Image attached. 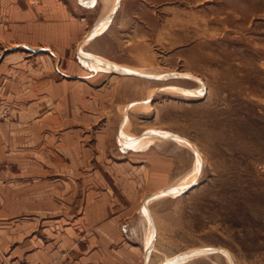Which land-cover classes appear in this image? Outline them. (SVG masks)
I'll use <instances>...</instances> for the list:
<instances>
[{
	"label": "rangeland",
	"instance_id": "obj_1",
	"mask_svg": "<svg viewBox=\"0 0 264 264\" xmlns=\"http://www.w3.org/2000/svg\"><path fill=\"white\" fill-rule=\"evenodd\" d=\"M129 5L122 36L109 45L117 56L110 62L180 77L94 73L80 67L75 50L67 61L44 47L9 46L0 54V76L4 65L19 60L28 63L23 75L53 77L52 98L41 94L42 83L31 85L33 98L0 95V107L8 111L0 122L26 108L31 124L41 127L29 130L34 137L21 156L37 176L36 187L47 192L28 206L16 203L3 221L0 264H157L200 248L217 251L182 264H264V0ZM66 62L74 64L63 69L68 98H54L61 90L54 81ZM141 102L147 104L122 109ZM123 114L134 136L168 132L195 148L202 161L187 189L146 208V200L192 168L196 152L176 140L143 151L119 144L128 138L118 135ZM44 115L50 121L44 123ZM140 209L154 226L157 248L151 246L147 261Z\"/></svg>",
	"mask_w": 264,
	"mask_h": 264
},
{
	"label": "crops",
	"instance_id": "obj_2",
	"mask_svg": "<svg viewBox=\"0 0 264 264\" xmlns=\"http://www.w3.org/2000/svg\"><path fill=\"white\" fill-rule=\"evenodd\" d=\"M113 2H116L117 6L106 12L103 0H0V54L9 46L22 45L28 50L44 47L45 51L58 55L62 61H67L74 50L77 56L79 53V59H83L81 54L84 49L91 56L113 62V59L117 58L113 55L116 51L111 50L109 45L119 42L122 36L120 27L130 17L129 4L132 0H113ZM106 17H109V22L101 23ZM89 34L92 35L84 46V38ZM141 34L143 35L142 31ZM105 39L108 42L105 43ZM79 59L77 63L85 68L83 63L87 60ZM4 66L7 71L0 76V95L3 98L1 100L28 99L32 93L34 94L31 85L36 83L43 84L41 94L44 97L52 98L50 85L53 83V77L51 75L40 78L29 74L23 75L26 71H22L21 68H28V63H20L19 60ZM59 67H62V78L54 83L59 84L58 88L61 90L59 95L53 97L68 98L64 90L62 91L64 87L62 84L67 82L69 75L65 74L66 71L64 72L63 69L74 68V64L66 62L64 67L63 65ZM60 68H57V71ZM73 77L80 78L79 75ZM47 84L49 86H46ZM63 93L65 95H62ZM30 116L28 109L20 108L16 113H12V119L9 122H0V232L3 231V221L12 217L16 203L22 201L28 206L34 201V196L37 194L45 196L47 193L45 187H36L34 181L37 176L32 173L25 155L21 156L22 153L26 154L29 151L26 145L34 137L29 135V130H41L40 126L31 124ZM45 116L44 123L46 120L50 121V118L46 119ZM45 139L46 136H44ZM129 141L133 142L130 139ZM133 143L127 145V148L138 149L139 143ZM9 164H13L16 170H12ZM161 191L165 190L160 189L158 192ZM163 197L165 195L161 196ZM141 246L145 253H149V247H144L142 241ZM146 257L148 254L144 256L145 260Z\"/></svg>",
	"mask_w": 264,
	"mask_h": 264
},
{
	"label": "bare ground",
	"instance_id": "obj_3",
	"mask_svg": "<svg viewBox=\"0 0 264 264\" xmlns=\"http://www.w3.org/2000/svg\"><path fill=\"white\" fill-rule=\"evenodd\" d=\"M103 1L105 3V6H106V10H107L106 12L111 11L112 9H114L117 6V3L113 2V0H103ZM106 18L103 21H101V23H103L104 21L106 22L109 17L107 19ZM101 23H99V24H101ZM91 35H88L85 38V40L83 42L84 45L87 42H89ZM82 50H83L82 51L83 54H81V57H83V59L81 58L80 60H87L83 63L84 67L86 69L94 72V73L95 72H104V73H109V74L125 75V76H129L131 78H140V79H142V78L149 79V78H153V77L156 79L157 78L163 79V78H167V76H169L170 74H174V73L163 72L161 69H156V68H149V67H142V66H131V65H118L115 63H111L108 60L102 59L100 57L91 56V55L87 54L84 49H82ZM122 69L126 70V71H130L132 73H136L138 75H131V74L124 73L122 71ZM181 76H183L182 73H181ZM184 77H191V76L188 74H184ZM200 86L203 87V84L200 83ZM153 90H155V89H152L148 92L144 101L148 102V98L152 94ZM161 90H165V89L162 88ZM198 90H200V89H198ZM171 92H175V91L171 90ZM194 93H195V90H194ZM147 102H141V104H137V105L127 104V105L123 106L122 109L126 108L129 110H131V109L133 110V109L143 108L141 105L147 104ZM122 116L124 118L123 119L124 122L120 123V125H119L120 128L118 131V135L124 136V137L126 136L128 138L125 141L126 143H124V140H122L121 138H119L120 140H118V142H119V144H122L125 147H128L127 144L131 145V144H134L133 142H137V143H139L138 149L140 151H143V150L147 149L150 145L161 146L166 141H169V140L175 141L176 140L175 142L177 144L185 146V147H187L191 150H194L196 152V154L193 152L194 155H196L197 160H195V156H194V158H193L194 159V163H193L194 165L192 166V168L188 172H186L181 178H179L178 180L171 181L166 187L162 188L165 191L157 192V193L153 194L151 196V198L146 200L147 201L145 204L146 208H147V206H149L150 203L155 202V200H158V199L160 200L161 196H163V195L175 196V195H178L179 193H181V191H184L185 189H187V187L191 181L192 174L197 169L196 167L198 166V163L202 161L200 154L197 153V151L189 143V141L185 140L183 137H178V136L171 134V133H168V132H164V133L158 132L157 133V132L147 131L144 133V135L142 134L141 136H134V135H132L133 133L131 134L130 132H128L129 131V129H128L129 124L127 123L128 122V120L126 118L127 114L126 115L123 114ZM121 128H122V130H121ZM164 136H166V137H164ZM129 139L133 140V142H130ZM164 147H166V146H164ZM137 219H138V221H137L138 228L142 230L141 235L143 236V238L141 239V241L143 242L144 247H149V249H148V251H149L151 249L152 244H153L152 238H153V233H154V226H152V222L150 221V218L147 215V212L143 209L139 210V214H138ZM152 247L154 250L157 249L155 246H152ZM207 249H209V248H207ZM219 250H222V249H219ZM221 253L223 255H225L226 259L229 261V255L227 254V252L222 250ZM208 254L209 253L199 254V255H203V256L207 257ZM146 255H147V253H146ZM191 257H193V256H191ZM188 258H190V257L181 259L179 261H174L175 258H173V259L171 258L170 260H168V263H162L160 261L157 264H182V262L186 261ZM148 264H151V262H148Z\"/></svg>",
	"mask_w": 264,
	"mask_h": 264
},
{
	"label": "water",
	"instance_id": "obj_4",
	"mask_svg": "<svg viewBox=\"0 0 264 264\" xmlns=\"http://www.w3.org/2000/svg\"><path fill=\"white\" fill-rule=\"evenodd\" d=\"M89 35H91V34H89ZM122 71L124 73H127V74L138 75L136 73H132L130 71H126V70H123V69H122ZM176 77H180V75L177 74V73L170 74L169 76H167V78H163V80L171 79V78H176ZM153 79H156V78L153 77ZM157 80H161V79L157 78ZM216 251L217 250H215L214 248L213 249L212 248L211 249H206V248L195 249L193 251H188L186 253H182V254L177 255L175 257L174 261H179L181 259H184V258H187V257H191V256H194V255L205 254V253H213V252H216ZM146 253H145V256H146Z\"/></svg>",
	"mask_w": 264,
	"mask_h": 264
},
{
	"label": "built area",
	"instance_id": "obj_5",
	"mask_svg": "<svg viewBox=\"0 0 264 264\" xmlns=\"http://www.w3.org/2000/svg\"><path fill=\"white\" fill-rule=\"evenodd\" d=\"M7 116H8V111L0 107V120L6 118Z\"/></svg>",
	"mask_w": 264,
	"mask_h": 264
}]
</instances>
